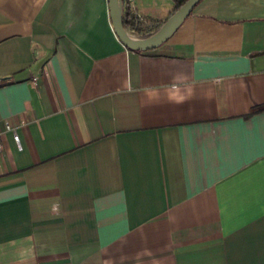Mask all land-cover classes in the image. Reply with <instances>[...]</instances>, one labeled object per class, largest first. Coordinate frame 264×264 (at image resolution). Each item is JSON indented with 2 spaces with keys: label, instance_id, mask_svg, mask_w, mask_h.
Masks as SVG:
<instances>
[{
  "label": "crops",
  "instance_id": "1",
  "mask_svg": "<svg viewBox=\"0 0 264 264\" xmlns=\"http://www.w3.org/2000/svg\"><path fill=\"white\" fill-rule=\"evenodd\" d=\"M0 78V264H264V0H0Z\"/></svg>",
  "mask_w": 264,
  "mask_h": 264
},
{
  "label": "water",
  "instance_id": "2",
  "mask_svg": "<svg viewBox=\"0 0 264 264\" xmlns=\"http://www.w3.org/2000/svg\"><path fill=\"white\" fill-rule=\"evenodd\" d=\"M199 1L200 0H186L180 7L175 9L154 32L146 37H140L129 33L123 28L122 1L108 0L112 28L117 38L126 48L140 51L151 50L171 36ZM3 79L5 78H0V80Z\"/></svg>",
  "mask_w": 264,
  "mask_h": 264
},
{
  "label": "built area",
  "instance_id": "3",
  "mask_svg": "<svg viewBox=\"0 0 264 264\" xmlns=\"http://www.w3.org/2000/svg\"><path fill=\"white\" fill-rule=\"evenodd\" d=\"M122 4H125L126 5V7L128 8V10L133 14V17L135 18V20L138 21L139 17L135 13L134 0H123ZM127 31L129 33H131V34H134L135 33L134 27L131 28V29H128ZM8 131H12L13 132V140L19 146V136H18V134L15 132V130L12 128V126L10 124H8L7 122H5L4 125H3L2 130H0V151L2 149V136H3V133H6Z\"/></svg>",
  "mask_w": 264,
  "mask_h": 264
},
{
  "label": "trees",
  "instance_id": "4",
  "mask_svg": "<svg viewBox=\"0 0 264 264\" xmlns=\"http://www.w3.org/2000/svg\"><path fill=\"white\" fill-rule=\"evenodd\" d=\"M123 2V0H121ZM186 0H174L175 2V7H174V10L177 9L178 7H180ZM202 0H200L199 2H201ZM198 2V3H199ZM197 3V4H198ZM197 4L193 7L192 11L189 13V15L193 12L194 8L197 6ZM128 8L126 7V9H122V25H123V28L128 30V29H131L133 28L135 25H136V20L135 18L133 17V15L129 14L128 13ZM173 10V11H174ZM188 15V16H189ZM187 16V17H188ZM186 17V18H187ZM161 25V24H160ZM160 25H158L156 28H154L151 32L147 33V34H144L140 37H146L148 35H150L152 32H154Z\"/></svg>",
  "mask_w": 264,
  "mask_h": 264
}]
</instances>
